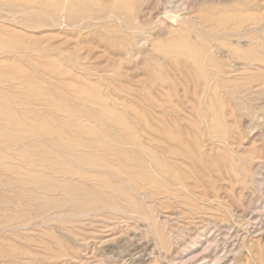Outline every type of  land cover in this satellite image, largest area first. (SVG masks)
Listing matches in <instances>:
<instances>
[{"label": "rangeland", "instance_id": "rangeland-1", "mask_svg": "<svg viewBox=\"0 0 264 264\" xmlns=\"http://www.w3.org/2000/svg\"><path fill=\"white\" fill-rule=\"evenodd\" d=\"M60 1L0 0V264H264V0Z\"/></svg>", "mask_w": 264, "mask_h": 264}, {"label": "bare ground", "instance_id": "bare-ground-1", "mask_svg": "<svg viewBox=\"0 0 264 264\" xmlns=\"http://www.w3.org/2000/svg\"><path fill=\"white\" fill-rule=\"evenodd\" d=\"M68 1H69V0H61V1H60L61 4H60L58 7H59V8L62 7L61 10H60V11H61V15L63 14V12H64L63 10H64L65 5L67 4ZM72 1L74 2L75 0H72ZM114 1L117 2V6H118L119 8H120V7H122V8H130V7L132 6V4H134V3L136 4V2H137L136 0H114ZM135 1H136V2H135ZM159 1H160V0H159ZM159 1H158V2H159ZM161 1H162V0H161ZM179 1H180V0H179ZM185 1H186V0H185ZM201 1H202V2H201ZM203 1L211 2V4H213V3H214V4H215V3H216V4H217V3L219 4V3H220L219 0H194V2H197V4H199L200 2L203 3ZM223 1H224V0H223ZM232 1H233V0H232ZM77 2H78V0H77ZM77 2H76V4L78 5ZM79 2H80V1H79ZM115 2H114V3H115ZM139 2H141V0H140ZM139 2H137V4H138ZM143 2H144V1H143ZM168 2H169V1H168ZM177 2H178V1H177ZM186 2H187V1H186ZM192 2H193V0H192ZM192 2H190V3L192 4ZM194 2H193V4H194ZM208 2H207V3H208ZM69 3H70V2H69ZM155 3H156V2H155ZM173 3H174V2H172V4H173ZM187 3H188V2H187ZM201 3H200V4H201ZM70 4H71V3H70ZM84 4H86V3H84ZM168 4H170V3H168ZM168 4H167V5H168ZM172 4H171V6H172ZM216 4H215V5H216ZM218 4L216 5V7H215L214 9L217 8ZM55 5H56V4H55ZM79 5H80V4H79ZM81 5H82V4H81ZM91 5H92V4H91ZM157 5L159 6V4H157ZM175 5H177V4H175ZM188 5H189V4H188ZM219 5H220V4H219ZM44 6H45V5H44ZM93 6H94V5H93ZM168 6H170V5H168ZM173 6H174V5H173ZM182 6L185 7V6H186L185 3H184L183 5H181L180 7H182ZM192 6L194 7L195 4H194V5H191L190 7L188 6V7H189V8H193ZM53 7H54V6H53ZM84 7H85V6H84ZM137 7H138V6H137ZM188 7H187V8H188ZM218 7H219V6H218ZM67 8H68V7H67ZM71 8H72V7H71ZM92 8H93V7H92ZM131 8H132V7H131ZM134 8H136V6H135ZM171 8H173V7H171ZM138 9H139V7H138ZM165 9H166V8H165ZM174 9H177V7L174 8ZM66 10H67V9H66ZM74 10H75V8H74ZM133 10H134V9H133ZM139 10H140V12H142V11L144 10L143 5H142V6L140 5V9H139ZM139 10H138V11H139ZM160 10H161V9H160ZM189 10H191V9H189ZM205 10H206V9H205ZM58 11H59V10H58ZM60 11H59V12H60ZM126 11H127V10H126ZM157 11H158V9H157ZM186 11H187V10H186ZM50 12H52V11H50ZM70 12H72V11H70ZM83 12H84V11H83ZM135 12H136V10H135ZM216 12H217V10H216ZM39 13H40V12H39ZM107 13H108V12H107ZM212 13H213V12H212ZM212 13H211V14H212ZM123 14H124V13H123ZM138 14H140V13L138 12L137 14L134 15V16H136V17H133L134 20L137 19V15H138ZM193 14H194V12H193ZM64 15H66V14L64 13ZM87 15H88V14H87ZM110 15H111V14H110ZM118 15H119V14H118ZM149 15H150V14H149ZM155 15H156V14H155ZM108 16H109V15H108ZM132 16H133V14H132ZM213 16H214V15H213ZM84 17H85V16H84ZM109 17H110V16H109ZM121 17H122V13H121L119 16H117L118 19H120ZM153 17H154V16H153ZM168 17H169V19H170L171 21H174V20H175L173 16H169V15H168ZM107 18H108V17H107ZM155 18H157V17H155ZM194 18H195V17H194ZM202 18H203V17H202ZM83 19H84V18H83ZM149 19H151V18H149ZM85 20H86V19H85ZM85 20H84V21H85ZM115 20H116V19H115ZM121 20H122V19H121ZM121 20H120V21H121ZM125 20H126V18H125ZM127 20H128V18H127ZM143 20H144V19H143ZM143 20H141V21L143 22ZM156 20H158V19H156ZM178 20H179V19H178ZM128 21H129V20H128ZM141 21H140V22H141ZM149 21H150V20H149ZM152 21H153V20H152ZM160 21H161V20H159V22H160ZM200 21H201V20H200ZM134 22H135V21H134ZM138 22H139V21H138ZM138 22H137V23H138ZM157 22H158V21H157ZM159 22H158V24H159ZM214 22H215V21H214ZM74 23H75V22H74ZM121 23H122V22H121ZM137 23H136V24H137ZM149 23L151 24V22H149ZM161 23L164 24V22H161ZM81 24H82V23H81ZM138 24H139V23H138ZM142 24H143V23H142ZM150 24H149L148 27H146L147 25H146V26H145L144 24H143V25L145 26V28H148V29H149L150 26H151ZM154 24L158 25V24L156 23V21L153 23V25H154ZM163 24H162V25H163ZM143 25H140V24H139L138 27H137V26L135 25V23H134V26H136V28H140V27H141V28H142V27L144 28ZM153 25H152V27H154ZM134 26H133V27H134ZM185 26H186V25H185ZM133 27H132V30L134 29ZM157 27H159V26H157ZM161 27H162V26H161ZM173 27L175 28V26H173ZM176 27H178V26H176ZM127 28H129V27H127ZM127 28H126V31H127ZM136 28H135V29H136ZM145 28H144V29H145ZM155 28H156V27H155ZM166 28H167V27H166ZM178 28H179V27H178ZM187 28H188V27H187ZM135 29H134L133 31L136 32ZM144 29H143V30H144ZM171 29H172V28H171ZM233 29H234V28H233ZM128 30H129V29H128ZM152 30H153V29H152ZM160 30H162V29H160ZM172 30H175V29H172ZM187 30H188V29H187ZM197 30H198V29H197ZM130 31H131V30H130ZM138 31H139V30H138ZM147 31H148V30H147ZM164 31H165V30H164ZM178 31H179V29H178ZM235 31H236V30H235ZM142 32H143V31H142ZM144 32H146V31L144 30ZM152 32H153V31H152ZM156 32H158V30H157ZM237 32H238V31H237ZM136 33H137V32H136ZM233 33H234V32H233ZM141 34H143V33H141ZM144 34H145V33H144ZM137 35H138V34H137ZM161 35H163V33H159V32H158V34H156L155 36H156V38H159V36H161ZM166 35H167V32H166ZM166 35H165V36H166ZM168 35H169V34H168ZM130 36H131V35H130ZM130 36H129V37H130ZM155 36L153 35V38H155ZM132 37H133V36H132ZM161 37H163V36H161ZM204 37H205V36H204ZM206 37H207V36H206ZM208 37H209V36H208ZM130 38H131V37H130ZM163 38H164V37H163ZM124 39H125V38H124ZM141 39H142V38H141ZM160 39H161V38H160ZM165 39H166V38H165ZM137 43L139 44V42H137ZM128 46H129V45H128ZM124 47H126V45H125ZM132 47H133V46H132ZM126 49H127V48H126ZM260 53H261V52H260ZM245 129H246V128H245ZM251 129H253V128H251ZM250 131H251V130H250ZM252 132H253V131H251L250 133H252ZM263 132H264V131H263ZM257 133H258V132H257ZM259 133H260V131H259ZM261 133H262V132H261ZM254 134H255V133H254ZM263 134H264V133H263ZM257 135H258V134H257ZM254 136H255V135H254ZM263 136H264V135H263ZM255 138H256V136H255ZM263 140H264V139H263ZM88 149H89V148H88ZM130 206H131V205H130ZM132 207H133V206H132ZM223 229H224V228H223ZM210 239H211V238H210ZM212 239H213V238H212ZM212 239H211V240H212ZM196 242H197V241H196ZM196 242H195V243H196ZM205 243H206V242H205ZM208 243L211 244V242H207V244H208ZM193 245H194V243H193ZM195 245H196V244H195ZM191 247H192V246H191ZM207 247H208V246H207ZM214 248H215V247H214ZM190 250H191V249H190ZM234 250H235V249H234ZM191 252H192V251H191ZM205 258H206V257H205ZM210 260H211V259H210Z\"/></svg>", "mask_w": 264, "mask_h": 264}]
</instances>
